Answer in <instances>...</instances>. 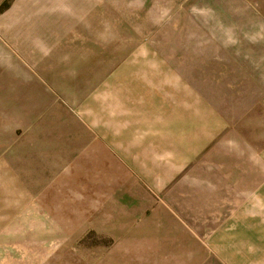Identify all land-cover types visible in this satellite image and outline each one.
Listing matches in <instances>:
<instances>
[{
  "label": "rangeland",
  "instance_id": "1",
  "mask_svg": "<svg viewBox=\"0 0 264 264\" xmlns=\"http://www.w3.org/2000/svg\"><path fill=\"white\" fill-rule=\"evenodd\" d=\"M22 95L79 125L109 104L95 124L112 148L119 118L135 140L123 157L139 186L122 203L139 221L169 204L188 243L92 227L36 250L0 219V264H264V0H0V158L27 136ZM237 103L246 137L213 136L218 105Z\"/></svg>",
  "mask_w": 264,
  "mask_h": 264
},
{
  "label": "crops",
  "instance_id": "2",
  "mask_svg": "<svg viewBox=\"0 0 264 264\" xmlns=\"http://www.w3.org/2000/svg\"><path fill=\"white\" fill-rule=\"evenodd\" d=\"M7 73L10 74V71ZM23 98L22 95L18 104V126L25 130L27 136L19 139L20 144L0 158V219L5 220L3 224L10 228V232L26 235L13 240L27 241L30 248L36 250L46 248L44 242L50 240H54L57 247H63L64 243L68 246L71 235L93 227L134 238H148L157 234L168 236L165 241L173 244L188 243L187 230L166 209L169 197L164 202L167 206H158L150 214L141 215L144 216L141 221L122 203V199L131 196L139 186L133 167L129 165L133 158L123 157V147L127 146L129 149L125 150L130 154L135 140L129 142L126 136L127 143H124L125 132L121 129L122 125L117 123L121 121L119 118L114 125L117 137L112 148L109 133L95 124L106 121L95 116L101 112L106 114L109 104H101L104 108L93 114L91 120H83L86 122L84 125H79L58 106L57 99H48L50 107L43 113L44 99ZM8 100L6 106L9 107L12 104ZM225 105H218L217 117H220V113L226 114L227 120H223L225 123L218 122L216 126L213 124V136H223L227 132L226 136L231 138L246 137L248 110L243 112L238 103L233 105L232 110ZM63 116V120L71 123L72 128L60 130L59 122ZM62 131H67L65 135L69 136L66 144L61 142L66 145V151L59 147L58 138ZM162 153L166 158L168 152ZM76 166L82 167L83 171L76 172ZM163 175L170 181V175ZM88 180H94L92 187L86 184ZM189 183L201 184V181L189 179ZM120 226L126 229H119ZM59 233L68 235L61 245L58 244Z\"/></svg>",
  "mask_w": 264,
  "mask_h": 264
}]
</instances>
